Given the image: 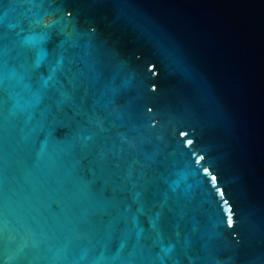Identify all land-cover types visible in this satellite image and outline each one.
<instances>
[{
  "label": "water",
  "instance_id": "obj_1",
  "mask_svg": "<svg viewBox=\"0 0 264 264\" xmlns=\"http://www.w3.org/2000/svg\"><path fill=\"white\" fill-rule=\"evenodd\" d=\"M0 264H264V0H0Z\"/></svg>",
  "mask_w": 264,
  "mask_h": 264
},
{
  "label": "snow or ice",
  "instance_id": "obj_2",
  "mask_svg": "<svg viewBox=\"0 0 264 264\" xmlns=\"http://www.w3.org/2000/svg\"><path fill=\"white\" fill-rule=\"evenodd\" d=\"M188 143L190 144L191 141H188ZM200 159L202 160L203 157H200ZM198 162H199V161H197V163H198ZM205 172H207V169H205ZM212 179H213V181H215V177H212ZM229 224H231V220H229Z\"/></svg>",
  "mask_w": 264,
  "mask_h": 264
}]
</instances>
